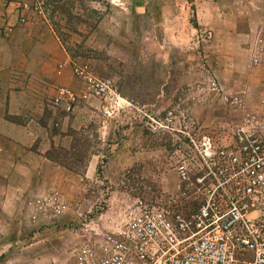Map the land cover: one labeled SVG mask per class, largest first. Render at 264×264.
<instances>
[{
	"label": "rangeland",
	"instance_id": "obj_1",
	"mask_svg": "<svg viewBox=\"0 0 264 264\" xmlns=\"http://www.w3.org/2000/svg\"><path fill=\"white\" fill-rule=\"evenodd\" d=\"M42 1L43 7L48 2L51 9L56 1L59 8L67 9L73 3V0ZM96 1L103 8L110 7L111 2L120 6L138 2ZM166 1L172 12L184 10L185 20L187 13L190 15V25L198 28V35L194 38L196 42L191 40L179 50L170 43L162 47L157 44L155 52L151 50L146 54L145 68L139 70L138 80L145 83L144 90L133 87L138 66H132L130 54L121 47L110 53L105 48L96 50L87 44L69 46L73 53L86 58L85 62L80 61L89 64L97 77L112 81L114 93L109 97H91L86 102L99 100L100 107L91 106L87 114L83 111L75 126L56 129L60 140L51 158L62 170L57 168L52 173L54 180L49 178L46 183V174H41L40 186L25 192L23 206L16 207L13 191L5 190L6 206H1L0 210L8 217L0 219V264H74L78 248L98 240L113 226L122 225L139 200L159 205L166 193L174 191V139L185 118L187 121L195 119L198 129L222 131L229 113L209 92L205 77V69L213 68L207 47L214 32L199 21L213 18L216 27H222L225 21L238 26L239 20L247 14L257 19L256 8L263 5L264 0H228L226 8L222 0ZM90 3H86L87 8ZM103 11L98 15L101 18ZM181 16L177 24L180 26L184 24ZM113 17L122 21L123 13L116 10ZM66 28L61 36L72 39V29ZM209 31H212L211 37L207 36ZM159 50L160 56L156 55ZM163 61L167 66L158 70ZM164 71L168 73V87L162 103H158L156 94ZM257 80V75L242 77L237 82L240 84L232 86L246 85L250 91L248 83ZM128 97L136 99L134 106L128 103ZM55 110L61 115L73 114ZM94 153L98 155V163L93 172H89V161ZM51 191L60 192L68 206L59 217L51 218V209L40 213L36 207V201ZM15 211H18L17 218Z\"/></svg>",
	"mask_w": 264,
	"mask_h": 264
},
{
	"label": "crops",
	"instance_id": "obj_2",
	"mask_svg": "<svg viewBox=\"0 0 264 264\" xmlns=\"http://www.w3.org/2000/svg\"><path fill=\"white\" fill-rule=\"evenodd\" d=\"M88 1L91 3L87 8ZM226 1L222 0L224 7ZM22 2L29 8L21 10ZM97 3L96 0H73L67 9L59 8L56 1L51 9L47 2L42 10H35L34 0H0V208L6 206V189L13 191L18 207L26 202V191L40 186L41 174H46V183L49 178L54 180L52 173L57 168L62 170L51 158L60 140L56 129L75 126L83 111L87 114L91 106L100 107L99 100L84 101L73 114L61 115L51 104L60 86L76 91L84 89L83 82L74 74L73 65L82 63V59L85 62L86 58L73 53L70 45L87 44L96 50L105 48L110 53L121 47L130 54L132 66H138L133 87L144 90L145 83L138 80L139 70L145 68L146 54L151 50L155 52L157 44L162 47V44L170 43L179 50L191 40L196 42L198 28L190 25V15L187 13L186 22L185 11L172 12L166 0L157 3L138 0L129 6L111 2L110 7L105 8ZM102 10L101 18L98 15ZM116 10L123 13L122 21L114 19ZM256 10L259 12L257 19L247 14L239 20L238 26L225 21L222 27H216L213 18L199 19L201 25L213 29L214 38L207 47V55L225 88L236 91L246 87L232 85L240 84L237 82L242 77L257 75L256 83H248L247 101L251 107L264 100V4L257 6ZM181 15L185 21L182 26L177 25ZM22 16L28 20L21 22ZM65 28L72 29V39L61 36ZM160 52L156 55L160 56ZM163 57L167 59L166 55ZM255 57L259 60L257 64L254 63ZM166 66L164 62L158 70ZM167 80L168 73L164 71L156 94L158 103H162L166 94ZM128 99V103L134 106L136 99ZM92 155L89 172H93L98 163V155ZM7 217L0 210V219Z\"/></svg>",
	"mask_w": 264,
	"mask_h": 264
},
{
	"label": "built area",
	"instance_id": "obj_3",
	"mask_svg": "<svg viewBox=\"0 0 264 264\" xmlns=\"http://www.w3.org/2000/svg\"><path fill=\"white\" fill-rule=\"evenodd\" d=\"M34 8L42 10L43 1L34 0ZM73 70L84 89L58 87L55 109L72 113L91 97L114 93L112 81L89 64L75 63ZM205 72L207 89L229 113L222 131L198 129L185 118L174 139V191L159 205L139 200L122 225L78 248L74 264H264V100L251 107L248 87L230 91L212 67ZM36 207L51 209V218L68 210L58 191Z\"/></svg>",
	"mask_w": 264,
	"mask_h": 264
}]
</instances>
